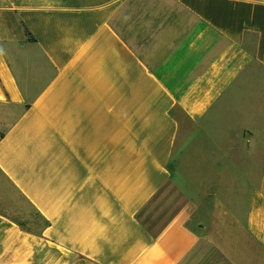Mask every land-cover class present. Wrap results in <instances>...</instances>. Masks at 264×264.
Segmentation results:
<instances>
[{
    "label": "crops",
    "instance_id": "0c3cea01",
    "mask_svg": "<svg viewBox=\"0 0 264 264\" xmlns=\"http://www.w3.org/2000/svg\"><path fill=\"white\" fill-rule=\"evenodd\" d=\"M199 187L245 249L188 227ZM0 264H264V0H0Z\"/></svg>",
    "mask_w": 264,
    "mask_h": 264
},
{
    "label": "rangeland",
    "instance_id": "374dc122",
    "mask_svg": "<svg viewBox=\"0 0 264 264\" xmlns=\"http://www.w3.org/2000/svg\"><path fill=\"white\" fill-rule=\"evenodd\" d=\"M259 104L260 103L258 102L256 111L261 113V110L258 111V109H261L260 107H262V104ZM257 119L260 122L263 120L262 117H257ZM255 120L256 118L254 117L250 118L251 125L254 124L252 121L255 122ZM217 121L218 123L214 122V125L218 124L217 130H213L214 138L217 137L220 140H218L220 143L222 140L231 141L236 147L235 152H237V156L238 152L242 151L241 149L239 150L238 147L244 139V136L246 135L247 138L248 135L252 136L253 133L249 132L246 122H243L242 117L219 116ZM226 125L232 128H230L229 132H224ZM203 139L208 140L207 138ZM210 140H213L212 136ZM247 151L250 150H246V157L248 156ZM219 156L222 155L219 154ZM178 167V164L172 165V168L174 169L173 178L175 176V179L178 177ZM172 185L176 187L173 182ZM197 189H199L198 196L192 199L194 208L188 227L198 236L213 238L220 244V246L228 251H235L237 253L238 251L240 252L241 249H245L249 244V241L244 229V216L242 214H234L233 211L229 209V207H231L230 198L224 197L218 199L210 195V190L201 187ZM167 193H170V190L165 192L164 200L162 196L161 198L158 197V202L160 203L159 209H162L164 202L167 204L166 206L168 209H165V212L169 209H175L178 207V198H176L173 193L166 195ZM144 220V223L148 225L149 222L147 221V217ZM150 230L157 231V229Z\"/></svg>",
    "mask_w": 264,
    "mask_h": 264
},
{
    "label": "trees",
    "instance_id": "16d2710c",
    "mask_svg": "<svg viewBox=\"0 0 264 264\" xmlns=\"http://www.w3.org/2000/svg\"><path fill=\"white\" fill-rule=\"evenodd\" d=\"M30 34H28V36H29Z\"/></svg>",
    "mask_w": 264,
    "mask_h": 264
}]
</instances>
